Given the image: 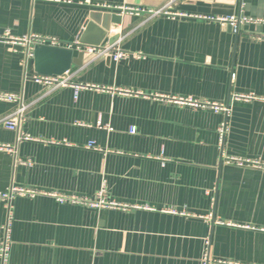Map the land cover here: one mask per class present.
<instances>
[{
	"label": "crops",
	"instance_id": "crops-1",
	"mask_svg": "<svg viewBox=\"0 0 264 264\" xmlns=\"http://www.w3.org/2000/svg\"><path fill=\"white\" fill-rule=\"evenodd\" d=\"M97 12L121 22L101 36ZM231 15L249 21L235 31L219 20ZM34 34L60 41L35 47L82 53L67 75L101 89L35 82L21 41ZM0 93L18 97L0 99L9 148H0V193L37 192L0 200V247L11 220L8 264H264V165L227 162L264 164V0H0ZM20 109L18 132L3 120ZM101 190L130 208L56 196L94 200Z\"/></svg>",
	"mask_w": 264,
	"mask_h": 264
},
{
	"label": "built area",
	"instance_id": "built-area-1",
	"mask_svg": "<svg viewBox=\"0 0 264 264\" xmlns=\"http://www.w3.org/2000/svg\"><path fill=\"white\" fill-rule=\"evenodd\" d=\"M118 9H121L123 12H133V13H140L142 11H145V9H140V8H136V7H120ZM162 10H153L151 9L149 11V13H151L152 15L155 14H159L161 13ZM166 13H169L168 11H165ZM219 20L223 23H230L235 31L238 30V27L240 25L241 22L244 21H249V18L247 17H243L238 18L234 15L228 16V17H221L219 18ZM21 41H24L26 43H28L29 49L27 52V57H33L34 56V48L35 45L37 44H41V43H45V42H49L52 44H57L60 43L59 39L53 36H42V35H38V34H34L32 36H30L29 38H24ZM87 51L90 53L93 52H97L99 54H104L107 53L109 51V48H105V49H96L94 47H88ZM126 53L123 50H117V52L115 53V58L119 59L122 58L123 56H125ZM66 71L64 74L61 75H41V74H34L32 76L33 80L39 84H45V85H49L52 86L53 88L56 87H66V86H75L77 89L78 88H98L101 89V87L96 86V85H92V84H74L71 80L70 77L67 75ZM121 92H128L127 90H119ZM18 97L15 94L12 93H0V99L3 100H8V101H16ZM253 96H247V95H238V94H234L233 95V99H244V100H250L252 99ZM165 99L169 100V101H174L176 103L182 104V105H191L194 107H204V108H211L213 110H215L216 112H223L226 113L227 115L229 114V104H223V103H218V102H208V101H199L197 99H194L192 97H173V98H169V97H165ZM21 109L18 112L9 114L8 116L4 117V124L7 128L11 129V130H15L18 132H21V124H22V113H21ZM132 132H134V128L131 129ZM228 131L227 128V124L226 122H223L222 125L219 128V134H220V144L221 146H223L224 144V140H225V136L226 133ZM19 136L21 138L24 139H31L32 137L29 135H24V134H20ZM89 148L94 147V143L90 142L88 144ZM0 148H8V146H3L0 145ZM227 162H237L241 165L243 164H248V165H252V166H256V167H263L264 164L260 163L259 161H252V160H241V159H237L235 157H231L227 159ZM105 191L101 190L98 193V199H89V198H81L78 196H68V195H57V198L60 201H70L74 204H90L92 206H96V207H112V208H121V209H128L130 208L129 205H125L113 200H108L105 198ZM37 194V192L35 190L32 189H28V188H23V187H12L11 190L9 192H2L0 193V200H9L11 201L15 196L19 195V196H35ZM5 229V239L3 242V245L0 247V258H1V263L0 264H8V256H9V251H10V245H11V220H8L7 224L4 226Z\"/></svg>",
	"mask_w": 264,
	"mask_h": 264
},
{
	"label": "water",
	"instance_id": "water-1",
	"mask_svg": "<svg viewBox=\"0 0 264 264\" xmlns=\"http://www.w3.org/2000/svg\"><path fill=\"white\" fill-rule=\"evenodd\" d=\"M164 0H143L145 5H159ZM92 20L95 23L102 25L100 31L101 36L105 35L112 23H120L121 16L116 14H99V12L92 14ZM95 28V24L90 23L87 29ZM82 42H85V35H83ZM100 42H95V44ZM83 54L79 53L77 57H73V50L61 47L51 46H36L34 48V62L35 69L38 73L43 75H61L68 71L72 63L77 65L82 64Z\"/></svg>",
	"mask_w": 264,
	"mask_h": 264
}]
</instances>
